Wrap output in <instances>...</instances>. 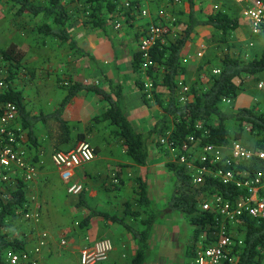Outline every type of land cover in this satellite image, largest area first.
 <instances>
[{"label":"trees","instance_id":"obj_1","mask_svg":"<svg viewBox=\"0 0 264 264\" xmlns=\"http://www.w3.org/2000/svg\"><path fill=\"white\" fill-rule=\"evenodd\" d=\"M2 1L0 0V3ZM6 1L11 5L10 9L14 16L32 17L38 21L36 25L38 35L45 39L55 40L59 46L68 47L72 53L82 59L88 56L72 37L70 26L73 15L66 7L65 0H45L43 3L38 0ZM81 1L86 16L84 25L88 28L107 33V15L116 17L118 14L119 18L125 17L129 25L137 28L133 18H137L138 12L132 6L128 8L124 4L120 7L111 0ZM170 1L173 3V0ZM174 1L183 3L188 13L189 20L182 35L175 40L168 39V32L160 26L163 33L150 51V64L146 66L143 54L139 50L133 55L132 65L133 72L138 78L136 85L140 91L145 92L146 81L142 79L144 76L154 87L153 99L149 100L143 94L144 102L148 105L159 106L163 112L154 129L149 133V138L165 139L171 149L180 153L175 162L167 164V169L173 176V194L168 208L172 213L182 216L194 228L192 246L194 255L187 252L186 256L194 259L191 264H195L198 246L207 248L216 243L217 235L224 223L222 215L215 210L204 211L203 202L217 198L235 207L250 199L253 193L246 184L254 181L258 176H261L264 182V160L256 158L249 164H242L235 168V162L228 163L231 156L217 160L207 155L205 161L196 163L197 166L214 173H222L223 176L216 177L207 174L203 176V182L198 184L192 172L187 166L181 164L180 159L183 156L199 154L209 146L222 150L229 149L234 142L242 143L243 138L247 136L256 139L254 146L248 149L264 154V112L258 107L240 108L231 114L223 109L224 104L228 101H235L239 97L250 80L255 81L261 76L264 77V54L248 62L231 54L225 55L218 70L219 73L211 77V83L206 87H190L187 101L183 102L184 95L178 81L185 71L182 61L183 52L192 40L193 34L200 27H211L219 35L221 44L228 45L234 33L240 28V22L239 18L232 17L223 11L200 14L197 0ZM261 1L264 2V0ZM148 30L140 33L138 37L145 38ZM0 58L3 63L9 65L8 75L2 78L6 89L0 97V102L11 103L18 108L19 127L27 133L32 150L40 148L36 135L39 125L50 126L51 132L53 130L54 135H59L58 139L61 144L72 143L70 126L62 119V114L65 107L85 92L97 95L106 104L105 111L94 118V123L98 125L104 123L112 129V136L119 140L126 157L132 161L134 166L146 167L148 165V138L136 131L126 116L120 86L113 95L97 85H85L78 82H71L69 86L62 84L61 89L66 92V97L61 107L54 114L34 116L25 106L23 92L18 91L14 86L23 68L25 55L15 45H12L6 50H0ZM30 73L34 75V71ZM159 88H164L166 94L159 92ZM157 145L162 144L158 142ZM200 149L202 151L198 152ZM32 160L35 163L38 162V156ZM231 172L234 175L233 179L225 182L223 177ZM245 172L249 173L248 178L242 176ZM135 183L136 202L135 205L125 204V218L95 211L87 201L86 192H83L78 196L77 207L88 211V214L80 222L78 228L80 231H88L95 218H104L121 225L132 236L136 244L131 264H145L157 213L152 207L148 183L139 176ZM1 188L2 186H0V264H8V255L26 253L28 243L25 240L10 238L6 230L10 224L21 218L30 221L34 228L41 224V211L40 214L37 213L39 223L29 217L32 213L30 208L35 202L32 199L39 198L40 195H35L30 185L25 184L21 179L11 183L4 190L5 194L1 192ZM262 194L264 195V192ZM126 218L141 220L142 228H134L126 222ZM225 224L235 240L233 259L231 258L232 261L226 264H264V218H254L248 213H243L233 222L225 221Z\"/></svg>","mask_w":264,"mask_h":264},{"label":"rangeland","instance_id":"obj_2","mask_svg":"<svg viewBox=\"0 0 264 264\" xmlns=\"http://www.w3.org/2000/svg\"><path fill=\"white\" fill-rule=\"evenodd\" d=\"M80 1L81 0H65V4L73 15V34L78 42H80V39L84 36H87V43L90 42V40L94 43L98 40L101 53L100 56H95L96 58L93 57L94 62L80 59L72 53L68 47L59 46L55 40L45 39L38 35L36 33L38 21H35L31 17H16L13 15L14 13L11 12V5L0 3V50H6L11 45H15L18 50L25 55L23 68L14 86L18 91L23 92L25 106L34 116H47L59 109L65 96L63 93L64 91L61 89V85L69 86L72 82L73 75H75V77L80 75L83 77V80H95L93 74L91 76V74L87 73L90 71L92 73L97 71L99 65H101L100 68H107V66L112 65L114 57H121L122 60H124L126 57L131 56V54L133 55L135 52H138L142 40V37L139 38L138 36L151 26H163L167 32L169 29L166 24H172V30L175 31L172 37L175 40L182 35L187 24L188 13L184 14L182 19L180 16L182 10L185 8L184 4L180 1H176L175 3L173 0L172 3L170 0H147L148 3H150V1L152 3L150 6L148 4L149 15L151 17L144 18L139 16V19L142 20H138L136 23L135 26H137V29L129 25L125 17L115 18L114 15L106 14L108 27H110L108 35L110 39L105 42L102 41L101 37L99 38L96 35H92L95 37L93 38L91 34H88L89 32H98V34H101V30H93L84 25L86 16L83 12L84 7L82 1ZM111 1L122 7L130 0ZM225 2L226 0H216L215 2L214 0H199V12L201 14H208L211 12L223 11L232 17H243L244 9ZM168 15L175 18L171 23H169ZM118 26L121 27L118 28ZM263 32L261 35L264 34ZM201 39L203 40L201 41ZM240 39H237L233 35L228 45H222L220 37L215 31L210 32V34H195V38L193 37L191 41L193 43L191 50L194 51L193 54L196 58H194L193 61L188 60V63L187 61L185 62V71L181 75L182 79L185 75V83L180 80L178 81L181 90L186 87L190 88L187 86L188 84L196 86L197 88L200 86H208L211 83V77L217 74L216 72L220 69L222 60L227 54L240 57L244 62H248L264 54V35L252 36L250 33V36H245V38L242 39L245 43ZM81 41H84V38L81 39ZM202 45L207 46L206 50ZM119 49H121V53H118L120 52ZM101 57L106 60L105 63L101 61ZM188 65L193 66L194 69L190 70ZM110 67L112 68V66ZM30 71H34V75L31 74ZM8 72L9 65L3 63L0 58V79L5 78ZM142 79L146 82L148 81L145 76L142 77ZM193 79L195 80L193 81ZM94 98V101L88 98L90 100H88V103L93 102L92 109L95 111L93 112V116L90 115L89 117L82 118L83 121L81 123H77V121L72 122V144L66 146L60 144L62 147L57 148L58 141L53 135V130L51 132L50 126L40 125L36 130L40 148L38 150L33 149L34 151L30 153L28 159L32 160L38 156V160L43 166L38 191L34 188V191L40 195L38 201L41 204V224L37 228H34L30 221L21 218L10 224L6 232L12 239L25 240L28 243L27 251L31 253H35L40 249L42 237L46 234L48 236V241L44 247H41L42 250H40L39 254L36 256L39 264H80L81 252L90 245L96 244L98 241L87 243L88 238H91L89 230L80 231L78 228L80 222L86 216V213L83 209L77 207L79 198L69 195L67 185L63 183L57 175L52 160L55 153L63 151L69 146H79L83 142L89 143L94 148L96 156L99 158H97L93 164L83 169L80 174L84 176L87 170L93 174H97L99 180H96V183L92 186L91 183L94 181L93 178H90L86 183L85 180L79 179L81 176L78 174L73 183L83 186L87 201L96 211H98L101 206H109L114 209V215H117L119 213L117 211L123 209L124 204L130 203L135 205L136 202L133 184L135 181L133 178L129 177V175L135 177V171L125 165H111L100 160L104 158V156L105 158L115 157L122 159L126 155H122L124 150L119 140L112 136V129L109 128L107 124L103 123L98 125L94 123L93 120L97 116L96 107L98 106L96 97ZM237 99H239V101H236ZM237 99L224 104L223 109L229 114L235 113V111L240 109L237 107H258L259 110L264 112V80L261 83L255 84V89L253 90L248 83ZM162 115L163 113L161 116ZM234 130L236 129L234 128ZM146 138H148V136H146ZM158 142H161L162 145L158 146ZM255 142L256 139L250 136L242 140L243 146L246 149L252 148ZM152 143L156 145L160 155L167 156V162L169 163L175 162L180 155L179 152L172 150L168 146L167 140L165 139L160 140L159 138H155L153 141L148 138V146ZM229 149L222 150V157L230 156L231 152ZM31 150L32 148L30 151ZM199 151H202V149L198 150V152ZM197 158H199V154ZM128 161L132 162L130 159H128ZM100 181L103 185L98 183ZM107 181L108 184H106ZM165 185L166 182L163 183V186ZM171 185L173 187V181ZM172 187L168 185L167 189H171L172 191ZM156 213L162 218L160 219V224L165 226L166 230L155 226L152 237L154 235L159 242L160 240H171L172 243H175L176 248L181 249L180 254L175 253L172 249L165 251L161 256L162 260L160 264H182L184 258L186 261L190 259L189 264H191L192 258L186 259V257H183L181 254L187 251L190 252L192 256L194 255V251L192 250L194 244V228L181 216L183 220L174 222V229H172L165 221L164 214L160 211ZM126 221L134 228H142L141 220L135 221L127 218ZM99 222L98 228L97 230L95 228V231H97L98 237L100 238L103 229H101L102 227ZM121 230L127 233L125 229ZM169 231L173 234H175L174 231H176L179 232V234L177 236H167ZM119 232L120 230L116 228L109 231L110 234L117 238ZM159 237L162 239H159ZM103 238H108V235L103 234ZM200 248L201 245L198 246L197 249ZM111 254L108 260L101 264H108ZM7 259L8 264H11L9 257H7ZM115 264H130V260L122 257L121 260H118Z\"/></svg>","mask_w":264,"mask_h":264},{"label":"crops","instance_id":"obj_3","mask_svg":"<svg viewBox=\"0 0 264 264\" xmlns=\"http://www.w3.org/2000/svg\"><path fill=\"white\" fill-rule=\"evenodd\" d=\"M38 1H40L42 3L45 2V0H38ZM215 1L216 0H214V2ZM1 3L9 4L8 1H6V0H3ZM225 3H229L231 5L233 4L234 6L237 5L239 7L241 6V5H239L236 2H233L231 0H226ZM148 4L150 6L152 3H151V1H150V3H148L146 0L145 7L149 8ZM197 4H198V11H199V0H197ZM242 9H244V8L242 7ZM186 13H187V10H186V8H184L182 10V13L180 14L181 19L184 17V14H186ZM137 14H136L137 18H133L134 23H137L138 20H142V19H139V16H140L139 12ZM119 16L120 15L118 14V15H116L115 18H119ZM149 17H151V16L149 15ZM168 18H169L168 20L170 21L169 23H171L175 19L169 15H168ZM188 20H189V18H188V14H187V22H188ZM239 22H240V28L234 33V36L237 39L241 38L240 40L245 43V41L242 40L243 38H245V36H250V33L252 36H254L253 32H252V28H251V21L245 16V14L243 12V17L241 16L239 18ZM82 26H83V24H82ZM166 26L169 29L167 31L168 32L167 33L168 39H171V38L173 39L172 35L175 33V31L172 30V28H173L172 24H170V25L166 24ZM73 28H74L73 24H71L70 30H71L73 39L76 41V43H78L79 47L81 49H83L86 52V54L88 55L87 57H85L83 59L88 60L89 62H91V61L94 62L93 57L100 56V53H101V49L98 45V40L95 43L92 40H90V42L87 43L86 42L87 36H84L83 37L84 41H81V39H83V38H81L80 42H78L77 38L73 34ZM135 29H137V28H135ZM107 30H108L107 33L101 31L100 32L101 34H98V32L97 33L89 32L88 34H91V37H93V38H95V37L92 35H96L99 38L101 37L102 41L106 42V41H109V39H110V38H108L110 27H107ZM248 31H249V33H248ZM210 32H214V30L211 27H200L193 34L192 39H193V37L195 38V34L196 35L197 34L203 35L204 33L210 34ZM261 34H260V36L264 35V34L263 35H261ZM98 37H97V39H98ZM202 40L203 39H201V41ZM191 41L188 43V45L184 49L183 56H182V61L185 65V67H186V63H185L186 61L188 63V60L193 61V59L196 58L193 54L194 51L191 50L192 45H193V43ZM202 46L206 50L207 46H204V45H202ZM119 50H120V52H118V53H121V49H119ZM205 50H204V53H205ZM133 55L131 54V56L126 57L124 60H122L121 57H120L121 59L114 57L112 60V65H110V66H112V68L110 66H107L108 69L105 67L100 68L101 65H99L97 71H95L93 73L91 71L88 72L87 74H91V76L93 74V78L95 80H92V79H90V80L84 79L83 80V77H81L80 75H77V77H75V75H73L72 82L83 83L85 85H97L99 87H102L109 94H113V95L116 93L117 88L120 86L122 88V93H123V97H124L123 107L125 109L126 116L128 117V119L131 122V124L133 125V127L136 129V131L142 133L145 137L148 136V138H149V133L154 129L156 123L158 122L159 117L161 116V114L163 112L159 106H155L154 104L148 105L144 102V100H143L144 92L142 93L136 85V81L138 78L136 77V75L133 72V65H132L133 64ZM202 57H203V54H202ZM80 59H82V58H80ZM101 61L103 63L106 62V60L102 57H101ZM188 67L190 70L194 69L193 66L188 65ZM99 68L102 70H100ZM84 76H85V74H84ZM184 78L186 79L185 75L183 76V79H182V76H180L179 80L182 81L183 83H185ZM195 79H196V76H195ZM195 79H193V81ZM263 80L264 79L262 76H261V78L256 79L255 81L250 80L249 84H250L251 89L252 90L255 89V84L261 83ZM94 82H95V84H94ZM187 86L192 87L190 84H188ZM159 91L161 93L166 94V90L164 88H159ZM63 93L65 94V96H64V99H65L66 92L64 91ZM94 97H96V102L98 103V106L96 107V114H97L96 117H98L105 111L106 104L103 101H101V99L97 95L92 94V93H85V92L81 93L77 98L74 99L72 104L65 107L63 114H62V119L69 124L70 129H71L72 138H73V135H72V133H73V126L72 125L73 124H72V122L77 121V123H81L83 121L82 118L89 117L90 115L93 116V112H95L92 109L93 102L88 103V100L90 99V100L94 101V99H95ZM236 101H239V99H237ZM60 107H61V105H60ZM237 108H243V107H237ZM55 112H53V114ZM21 129H22V127H21ZM25 134H26V146H27L28 152L30 154V153H33L34 150L30 151L32 146L29 143V140L27 139V133L26 132H25ZM54 137L57 138V141H58V144L56 147L57 148L62 147L60 145L61 144L60 140L58 139L59 135L58 136L54 135ZM150 140L154 141L155 137L150 138ZM77 146L78 145L69 146L68 148H65L63 151L65 152V151L74 150L75 148H77ZM148 147H149V159H148V165L146 167L134 166V164L132 162L128 161L129 158L124 156L125 155L124 151L122 152V155L124 156L122 159L115 158V157H106L105 158V156H104V158H101L100 160H103V161H105L111 165L116 164V165H120V166L121 165L128 166L133 171H135V177L129 175L130 178H133V180L135 181L137 176H139L145 182H147L149 185V197L152 201L153 209L156 212L160 211L161 213H163L165 216V221L168 223V226L171 227L172 229H174V222H176L178 220H183V218L176 213H172L171 211H169V208H168V204H169L171 197H172V194H173V187L171 185V182L173 181V176L169 173V171L167 169V164H169V162H167V156L160 155V152L154 143H152ZM97 158H99V157L96 156L95 161L97 160ZM33 163L35 165H37L39 168L38 179L40 181L41 177H42V171H43L42 163L39 161L36 163L33 161ZM91 164H93V162L90 163L89 165L82 167L76 173L75 178L79 174V176H81V177H79V179L85 180L86 183L88 180H90V178L91 179L93 178L94 181L91 183V185L94 186V184L96 183L95 181L99 180L97 177V174H93L87 170H86V173L84 174L85 177L82 174H80L83 169L90 166ZM53 166L57 172V175L60 178V175H59L57 168L55 167L54 163H53ZM113 176H112V178H113ZM60 180H61V178H60ZM104 180H106V179H104ZM39 181L36 182L35 184L30 185L31 191H34V188L38 191V185L40 184ZM100 182H98V183L100 185H103V183L102 182L100 183ZM165 182H166V185L163 186V183H165ZM106 184H108V181L106 182ZM133 184H134V192H135L136 183H133ZM168 185H170L172 187V191H171V189H167ZM34 193H35V195L38 194L35 191H34ZM32 200L35 201L32 203V207H31V212H34V213H32L30 216H32L34 218L35 216H37V213H40L41 204L38 201V198H35ZM91 208H92V206H91ZM124 209H125V204L123 206V209H120V211H117V212H119L117 215H114V209L109 207V206H101L98 211L103 212V213H108L111 216H118L120 218H125ZM87 212L88 211H85L86 215L88 214ZM160 219H162V218H160V216L157 215V220H156L155 226L157 228L159 227L161 229L166 230V227L163 226L162 224H160ZM98 222L100 223V225L102 227L101 229H103L101 231L102 235H100V238L98 237L97 231H95V228H96V230L98 228ZM126 222L129 223L128 221H126ZM115 228L117 230H120L118 238L109 233V231L111 229H115ZM121 229H124L121 225L116 224L112 221L106 220L104 218H95L90 225L89 235L91 236V238H88L87 243H92V242L94 243L97 240L102 241V240H108V239H109L108 241L111 240L110 242L113 243L112 245L114 246V251L112 252L111 257L108 261L109 263L107 262L108 264H115V263H117L118 260L120 261L122 257L128 258V260H130V264H131V262L134 258L135 250H136V244H135L132 236H130L128 233H124ZM174 232H175V234H173L169 231L167 236H169V235L170 236H173V235L177 236L179 234V232H176V231H174ZM103 234H107L108 238H103ZM159 239H162V238L159 237ZM159 246H161V247H159ZM169 249H172L175 253H178V254H180V252H181V249L176 248L175 243L174 242L172 243L171 240L166 239V240H160V242H159L154 237V235H153V237L151 236L145 264H160V261L162 260L161 256L165 253V251H167ZM181 255L183 257L185 256L187 259V256H186L187 251L182 252ZM193 260H192V262H193ZM186 263L189 264L190 259H188V261H186L184 258L182 264H186Z\"/></svg>","mask_w":264,"mask_h":264},{"label":"built area","instance_id":"obj_4","mask_svg":"<svg viewBox=\"0 0 264 264\" xmlns=\"http://www.w3.org/2000/svg\"><path fill=\"white\" fill-rule=\"evenodd\" d=\"M241 5L244 8L245 16L251 21V28L254 36L260 35L264 31V2L261 0H231ZM146 5V0H130L126 3V7L136 9L139 15L149 17V10ZM121 26H118L120 28ZM163 30L160 26H151L147 36L141 40L140 52L146 61V66L150 64V51L156 41L162 35ZM219 73L218 71L216 72ZM6 85L0 79V97L4 94ZM153 84L146 82L144 94L149 100L153 99ZM190 88L186 87L182 90L184 97L182 101H187V95ZM186 95V96H185ZM227 103H230L229 101ZM173 150V149H172ZM230 160L235 162V168L242 164H249L256 158L264 160L263 153H256L254 150L246 149L241 142H234L230 147ZM176 151V150H174ZM222 149L214 147H206L202 153L195 155L183 156L180 159L181 164L187 166L192 172L195 182L200 184L203 182L204 175H214L222 177V173H214L204 170L197 166V162L205 161L207 155H211L217 160L222 159ZM29 152L26 146V134L19 127V111L18 108L11 103L0 102V186L1 192L17 179H21L25 184L32 185L39 181V168L32 160H29ZM96 159L94 148L87 142L81 143L77 148L71 151H60L54 154L52 160L57 168L61 180L67 185L69 195L78 197L83 194L84 188L82 185L73 183L76 173L84 166L89 165ZM243 177L248 178L249 173L245 172ZM233 173L224 176L225 182L233 179ZM252 190V196L245 202L239 203L233 207L228 202L222 199L212 198L202 204L204 211L215 210L222 215L223 224L219 232L218 241L207 248H200L196 253L195 264H226L233 259L235 248V240L230 235L225 221L233 222L237 216L243 213H248L254 218H264V182L261 176H258L254 181L246 184ZM33 218L32 216H29ZM37 223L40 222L39 216L34 217ZM48 241V236L45 234L40 243V249L35 253L26 252L22 255H8L11 264H39L36 259L41 247H44ZM113 245L108 240H102L83 250L80 256V264H101L108 260ZM232 258V259H231Z\"/></svg>","mask_w":264,"mask_h":264}]
</instances>
